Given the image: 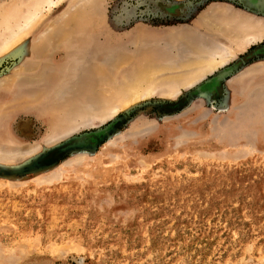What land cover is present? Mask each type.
I'll return each instance as SVG.
<instances>
[{
    "label": "rangeland",
    "instance_id": "rangeland-1",
    "mask_svg": "<svg viewBox=\"0 0 264 264\" xmlns=\"http://www.w3.org/2000/svg\"><path fill=\"white\" fill-rule=\"evenodd\" d=\"M234 8L47 0L0 29V264H264V61H229L264 22Z\"/></svg>",
    "mask_w": 264,
    "mask_h": 264
},
{
    "label": "bare ground",
    "instance_id": "bare-ground-1",
    "mask_svg": "<svg viewBox=\"0 0 264 264\" xmlns=\"http://www.w3.org/2000/svg\"><path fill=\"white\" fill-rule=\"evenodd\" d=\"M46 2H47V0H25V1L24 0H21L18 4L15 3V5H10L9 7H7V9L4 11V13L2 11L0 12V29L7 28L8 26L12 25L13 23H14V25H17V24L20 25V23H19L20 21L26 22V24H24L26 27L29 26V24H31V23H29L28 21H31V19H34V17L36 16V14L38 15L39 12H41V9L44 6V4H46ZM35 21H36V19H35ZM248 24L251 25V26L248 27V25H247L248 29H247V32H246V30L244 31L245 34L251 35L253 33H258V32H261L262 34H264V29H263V32L261 31V29L259 30V28H261V27L260 26L259 27L256 26V24L254 22L252 24L248 22ZM225 25H226V23H225ZM16 28H18V27H16ZM48 29H50V28H48ZM11 31H13V29H11ZM262 34H259V35H262ZM259 35L255 39H258V37L260 39L261 36H259ZM10 36H12V35H10ZM251 36H253V35H251ZM8 38H9V36H8ZM11 39H13V38H11ZM11 39L9 38L10 41H12ZM251 40H253V39H251ZM205 69H210V66H208V68H205L203 66L202 67H199L195 71L194 74L190 75L189 78H187V83H191L190 81L191 80H194L195 77H202V76H204ZM208 72H209V70H208ZM153 78H154V73L149 68L141 71L140 74H138V76L136 78L137 82H139L137 84L138 86H137V88L135 90L134 89L132 90L135 93V96L137 95V93H138L139 90H142L143 91L144 90V87L145 88L148 87L149 84L147 85V82H152ZM145 84H146V86H145ZM129 96H132V95L129 94ZM135 96L134 97L132 96V97L136 100V97ZM133 100H131L130 103H132ZM124 101H125V99H124ZM122 102H123V100H122ZM122 102H121V104H122ZM125 104H127V103H124V105ZM124 105H121V106L123 107Z\"/></svg>",
    "mask_w": 264,
    "mask_h": 264
},
{
    "label": "crops",
    "instance_id": "crops-1",
    "mask_svg": "<svg viewBox=\"0 0 264 264\" xmlns=\"http://www.w3.org/2000/svg\"><path fill=\"white\" fill-rule=\"evenodd\" d=\"M236 1L237 4L240 5L242 8L241 9L234 8L233 11L235 12V14H240L244 17L259 18L262 20V22H264V0H236ZM227 6L228 5L224 4L223 7H227ZM255 7L258 10H254ZM259 56L260 58L263 59L261 61H264L263 38L257 41H252L243 49L238 50L234 58L230 59L229 61L231 62L233 61L234 71H238V69L240 68L244 70L243 67H245L246 65H251V63L258 60Z\"/></svg>",
    "mask_w": 264,
    "mask_h": 264
}]
</instances>
